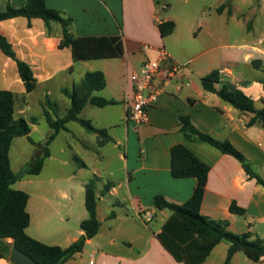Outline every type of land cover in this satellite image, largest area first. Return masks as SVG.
<instances>
[{
  "label": "crops",
  "instance_id": "0c3cea01",
  "mask_svg": "<svg viewBox=\"0 0 264 264\" xmlns=\"http://www.w3.org/2000/svg\"><path fill=\"white\" fill-rule=\"evenodd\" d=\"M26 2L0 0V10H6L9 5L19 8ZM46 2L64 18L72 19L70 28L75 37H118L124 54L75 61L70 47L60 48L63 38L60 23H46L40 18L29 21L24 17L0 23V32L9 40L17 57L32 66L36 89L41 85L46 87V99L52 95L49 84L56 78L62 79L59 91L63 94V88L71 89L87 72L102 71L107 80L106 88L94 94L118 101L106 107L88 103L80 115L96 128L107 130L109 142L101 145L97 134L70 121L67 130H61L50 144V156L41 173L23 177L40 178L39 187L34 190L38 192L23 190L21 180L14 185L15 189L30 195L27 210L31 222L27 234L47 245L62 248L87 236L81 227L90 217L86 185L95 180L99 232L87 238L82 253L64 264H79L83 256L91 258L89 264H185L159 239L172 212L155 205V197L159 195L172 204L182 205L195 192L196 178L172 175V149L184 145L210 167L201 214L215 221H227L229 230L236 234L251 232L264 238V186L251 179L235 157L207 142L191 139L181 130V117H188L201 132L231 142L264 179V125L261 122L249 125L253 114L242 113L202 85L205 76L218 70L221 83L217 88L224 85L240 88L252 98L257 93L264 100V41L226 44L211 26L205 30L191 25L185 33L177 34V24L171 34H177L175 37H163L159 25L173 19L161 16L158 0ZM228 9L233 15V8ZM225 10L226 4L221 5L219 11ZM146 45L152 48L145 49ZM160 47L185 68L149 108V123L136 126L126 120L134 91L130 75L146 60L156 59ZM254 61L261 63L254 65ZM36 89L26 94L16 61L0 50V90L15 94L16 117L25 118L24 113L31 104L29 99ZM49 101L50 105L45 101L46 107H56L61 111L60 117L71 107L67 96L59 104ZM255 107L261 109L256 104ZM29 123L33 139L38 121ZM48 137L44 141L33 139L35 144L28 137L16 138L10 151L11 164L18 140L26 138L40 148L34 162ZM59 142L63 145L56 149ZM107 185L110 189L103 193ZM234 204L244 213L233 212ZM145 212L152 213L151 221L144 218ZM7 242L12 244L13 240ZM229 248V241L221 242L204 264H224ZM241 253L245 257H241ZM0 264H13L10 255L0 257ZM231 264H264V257L254 262L241 251L235 254Z\"/></svg>",
  "mask_w": 264,
  "mask_h": 264
},
{
  "label": "trees",
  "instance_id": "16d2710c",
  "mask_svg": "<svg viewBox=\"0 0 264 264\" xmlns=\"http://www.w3.org/2000/svg\"><path fill=\"white\" fill-rule=\"evenodd\" d=\"M24 17L29 21L40 18L46 23L58 22L63 27V38L60 48L70 47L75 61L99 58L121 57L124 54L123 46L118 37H75L71 32L72 19H66L62 14L47 5L46 0H27L22 7L8 6L0 10V23L6 20ZM176 23L173 20L162 22L159 25L161 35L166 37L174 32ZM0 50L16 61L19 75L25 85L26 94L32 93L37 86V79L30 64L19 59L9 40L0 32ZM254 65L261 61H254ZM221 75L214 70L202 79L203 88L219 95L225 102L245 114H253L249 125L261 122L264 125V108L257 109L254 99L242 89L224 85ZM264 87V79L262 81ZM107 80L102 71L87 72L81 81L74 84L71 89L63 88L62 92L71 101V107L64 117H51L46 110L49 125L53 129L48 139L42 145V153L33 165L24 173L14 172L11 164L10 151L13 141L19 137H30L31 126L24 117L15 116L16 97L12 91L0 90V244L3 247L0 257L10 255L13 247L18 248L31 256L39 264H64L67 260L75 258L82 253L87 238L94 237L101 226L98 219V197L96 182L91 180L86 185V207L89 219L82 222L81 227L87 233L79 241L68 248L50 246L27 234L31 217L27 210L30 195L17 190L14 185L26 174L38 175L41 173L46 159L50 156L49 146L61 130H67V123L76 121L89 133L97 134L101 145L109 142L111 138L107 130L96 128L90 120L80 115L88 103L98 107L115 105L118 101L95 95L96 91L106 88ZM47 103L51 102L47 99ZM32 123L37 119L32 118ZM181 130L189 138L207 142L223 153L235 157L241 162L245 172L251 179L264 186V179L254 169L249 159L229 141H220L198 130L190 118L181 117ZM210 167L199 159L184 145L174 146L172 149V175L175 178L194 177L198 180L195 192L190 200L182 205L168 202L165 197H155L158 209H169L170 218L163 226L159 239L165 248L179 261L185 264H204L214 248L221 242H230L227 259L224 264H231L237 252H244L254 262L264 257V238L254 234H236L229 230L227 221H215L201 214V206L205 196ZM110 189L105 187L103 193ZM235 213L243 214L244 210L235 204L231 207ZM12 239L13 243L7 242ZM12 245V248L10 247Z\"/></svg>",
  "mask_w": 264,
  "mask_h": 264
},
{
  "label": "rangeland",
  "instance_id": "374dc122",
  "mask_svg": "<svg viewBox=\"0 0 264 264\" xmlns=\"http://www.w3.org/2000/svg\"><path fill=\"white\" fill-rule=\"evenodd\" d=\"M223 4H226V10L220 12L219 9ZM229 6L234 10L233 15L228 11ZM158 8L162 17H171L175 21L178 27L177 34L185 33L191 25L205 30L211 26L210 29L213 28L219 32V36L223 38L226 44L235 42L253 44L261 39L264 41V0H158ZM177 34L172 36L170 34L168 37L172 38ZM251 80L253 81V79ZM60 84L63 83L59 77L49 84L52 93L49 100L58 104L65 97L59 91ZM15 90H18L17 87ZM45 90L46 87L43 85L36 89L29 99L31 104L24 113L25 118L30 122L32 118L38 121L37 131L33 135V139L36 141H44L53 132L47 120L46 110L55 119L61 115V111H58L56 107L52 109L46 107ZM253 98L258 108H264V100L257 93H254ZM62 145L63 142H59L55 148L57 149ZM122 150L125 151V146L122 147ZM38 151L40 148L34 147L26 138L18 140L12 152L13 168L24 173L33 165L32 160ZM40 180V178H23L21 181L24 184L21 187L25 191L38 192L34 190L39 187L38 182ZM10 247L12 248V245ZM2 250L3 247L0 244V252ZM241 257H245V255L241 253ZM90 260V257L83 256L79 264H89Z\"/></svg>",
  "mask_w": 264,
  "mask_h": 264
},
{
  "label": "built area",
  "instance_id": "2783aa9c",
  "mask_svg": "<svg viewBox=\"0 0 264 264\" xmlns=\"http://www.w3.org/2000/svg\"><path fill=\"white\" fill-rule=\"evenodd\" d=\"M144 48L152 47L146 45ZM157 52L156 59L146 60L138 71L130 75L134 91L126 120L136 126L149 123V108L185 68V65L177 62L165 48L160 47ZM144 218L151 221L153 215L151 212H145Z\"/></svg>",
  "mask_w": 264,
  "mask_h": 264
},
{
  "label": "water",
  "instance_id": "95a60500",
  "mask_svg": "<svg viewBox=\"0 0 264 264\" xmlns=\"http://www.w3.org/2000/svg\"><path fill=\"white\" fill-rule=\"evenodd\" d=\"M10 260L13 264H39L31 256L16 247H13L10 252Z\"/></svg>",
  "mask_w": 264,
  "mask_h": 264
}]
</instances>
